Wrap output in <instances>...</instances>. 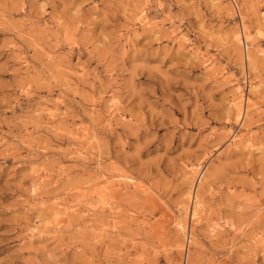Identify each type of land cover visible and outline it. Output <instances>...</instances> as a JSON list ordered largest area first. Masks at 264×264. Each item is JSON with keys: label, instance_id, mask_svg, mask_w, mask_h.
<instances>
[{"label": "rangeland", "instance_id": "obj_1", "mask_svg": "<svg viewBox=\"0 0 264 264\" xmlns=\"http://www.w3.org/2000/svg\"><path fill=\"white\" fill-rule=\"evenodd\" d=\"M0 264H264V0H0Z\"/></svg>", "mask_w": 264, "mask_h": 264}, {"label": "bare ground", "instance_id": "obj_2", "mask_svg": "<svg viewBox=\"0 0 264 264\" xmlns=\"http://www.w3.org/2000/svg\"><path fill=\"white\" fill-rule=\"evenodd\" d=\"M240 116V115H239ZM200 203L199 202H196L195 203V206H194V209H193V216H196L197 215V210H198V207H199Z\"/></svg>", "mask_w": 264, "mask_h": 264}]
</instances>
